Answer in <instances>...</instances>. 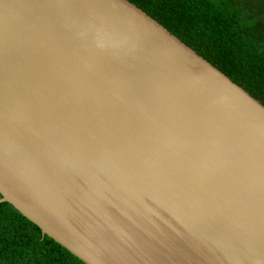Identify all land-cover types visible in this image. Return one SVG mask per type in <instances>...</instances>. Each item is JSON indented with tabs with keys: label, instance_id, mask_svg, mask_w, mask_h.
Masks as SVG:
<instances>
[{
	"label": "water",
	"instance_id": "1",
	"mask_svg": "<svg viewBox=\"0 0 264 264\" xmlns=\"http://www.w3.org/2000/svg\"><path fill=\"white\" fill-rule=\"evenodd\" d=\"M0 192L86 264H264V104L131 0H0Z\"/></svg>",
	"mask_w": 264,
	"mask_h": 264
},
{
	"label": "trees",
	"instance_id": "2",
	"mask_svg": "<svg viewBox=\"0 0 264 264\" xmlns=\"http://www.w3.org/2000/svg\"><path fill=\"white\" fill-rule=\"evenodd\" d=\"M131 1L264 104V0ZM0 264L86 263L3 201Z\"/></svg>",
	"mask_w": 264,
	"mask_h": 264
}]
</instances>
